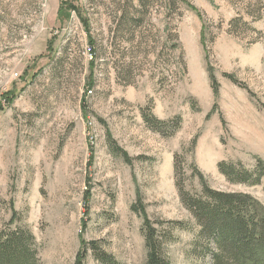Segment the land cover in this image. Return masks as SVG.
<instances>
[{
	"label": "rangeland",
	"instance_id": "374dc122",
	"mask_svg": "<svg viewBox=\"0 0 264 264\" xmlns=\"http://www.w3.org/2000/svg\"><path fill=\"white\" fill-rule=\"evenodd\" d=\"M0 106V229L41 264H146L144 216L164 264H209L176 181L264 206L217 169L264 161V0H0Z\"/></svg>",
	"mask_w": 264,
	"mask_h": 264
},
{
	"label": "trees",
	"instance_id": "16d2710c",
	"mask_svg": "<svg viewBox=\"0 0 264 264\" xmlns=\"http://www.w3.org/2000/svg\"><path fill=\"white\" fill-rule=\"evenodd\" d=\"M213 92L217 93L215 84ZM3 95L6 94L1 98L9 102ZM143 117L159 131L147 116ZM154 121V124L162 122ZM123 154L126 157L125 151ZM217 169L229 183L261 185L264 193V161L261 158H257L253 169L239 161L224 160L217 163ZM198 183L200 190L190 192L182 182L176 181L180 200L199 227L194 244L198 254L208 257L209 264H264V206L261 202L248 192L215 189L200 172ZM132 209L144 212L140 201ZM143 229L148 250L146 264H164L156 229L146 216ZM89 244L95 248L93 241ZM85 255L86 247L77 254L73 264H83ZM100 258L105 264H112L106 255ZM0 264H41L35 237L28 229L18 225L11 227L10 223L0 229Z\"/></svg>",
	"mask_w": 264,
	"mask_h": 264
}]
</instances>
